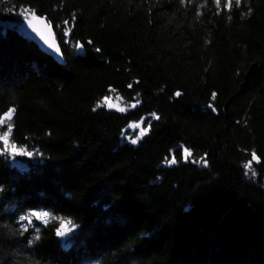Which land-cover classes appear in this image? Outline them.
<instances>
[{"label":"trees","instance_id":"16d2710c","mask_svg":"<svg viewBox=\"0 0 264 264\" xmlns=\"http://www.w3.org/2000/svg\"><path fill=\"white\" fill-rule=\"evenodd\" d=\"M9 108L0 264H264V0H0Z\"/></svg>","mask_w":264,"mask_h":264},{"label":"water","instance_id":"95a60500","mask_svg":"<svg viewBox=\"0 0 264 264\" xmlns=\"http://www.w3.org/2000/svg\"><path fill=\"white\" fill-rule=\"evenodd\" d=\"M29 20L32 21V26H29ZM18 29L28 39L38 45L43 52L53 57L58 63L63 64L65 62L64 54L59 41L57 40L55 30L46 17L34 15L32 17L24 18ZM53 45L55 47H53ZM55 48H59V52H56Z\"/></svg>","mask_w":264,"mask_h":264},{"label":"snow or ice","instance_id":"6c2138e0","mask_svg":"<svg viewBox=\"0 0 264 264\" xmlns=\"http://www.w3.org/2000/svg\"><path fill=\"white\" fill-rule=\"evenodd\" d=\"M217 3H219V0H217ZM230 4H231V0H229V6H230ZM28 23H29V26H32V21L31 20H29ZM53 47H55V46L53 45ZM75 47H77L80 50H83L84 45L80 44V43H77L75 45ZM55 51L59 52V48H55ZM97 51H99V49H97ZM176 95L178 96V95H180V93L177 92ZM108 99H109L108 97H105L103 102H107ZM99 106L100 105H98V107ZM108 106L109 107H113L114 105L109 103ZM15 111H16L15 108H9L8 111L3 114V116H0V125L7 124V131L4 132L3 134H0V141L3 142L2 146H0V151H3L5 153L11 152L12 155L19 154V155H25V156H32L33 155L32 152H28V151H26L23 148H17V146L14 143L13 144H9V136H10V133L12 132V124L8 123V122L12 120V117H13ZM121 111H123V109H121ZM144 131H147V130L145 129ZM141 135H143V132L141 133ZM137 139H139V138H137ZM136 142H137L136 140L132 141V143H136ZM190 154L191 153L188 152V150H185V157L184 158L187 159V157ZM252 160H258V157L256 156V154L254 152L252 153ZM175 162H176L175 158L173 157V159L170 161V163H175ZM203 163L207 164V161L203 160ZM251 164H252V161H249L248 164L245 165V167L250 169L251 168ZM48 215L49 214L46 213V212L45 213H32L29 217H22L21 219L28 220L30 222L31 221V216H35L37 218H41L42 219L43 217H47ZM45 222H47V221H45ZM63 227H64V225L62 223L61 224V229H63ZM61 229H57V235L61 236V237H65L66 236V232L61 230ZM25 230H27V227H25ZM68 231H71V230L69 229ZM34 239H39V236L37 235L36 237H34ZM31 242H33V241H30V243ZM65 243L67 244V241H65Z\"/></svg>","mask_w":264,"mask_h":264},{"label":"rangeland","instance_id":"374dc122","mask_svg":"<svg viewBox=\"0 0 264 264\" xmlns=\"http://www.w3.org/2000/svg\"><path fill=\"white\" fill-rule=\"evenodd\" d=\"M108 101L104 102V104L106 105V107L111 108V109H117V110H127L129 107H133L134 104H128L126 100H124L118 93H114L111 92L110 96L108 97ZM112 104L114 105L113 107H109L108 104ZM148 130L147 125L145 124V119L141 120L139 122L136 123H132L127 127V130L131 133H135V136H132L131 133H127L126 138L133 141L136 140L137 138H140L141 136H143L147 131L144 130ZM7 131V128H4L0 125V134H3L4 132ZM143 132V135H141V133ZM3 142L0 141V146H2ZM9 144H10V140H9ZM11 153V152H10ZM19 155V154H17ZM12 156H16V155H12ZM19 156H25V155H19ZM26 157H31V156H26ZM16 163L19 164L21 160L19 159H15Z\"/></svg>","mask_w":264,"mask_h":264}]
</instances>
